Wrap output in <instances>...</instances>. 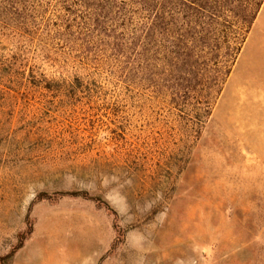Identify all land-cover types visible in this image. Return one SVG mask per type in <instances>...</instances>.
Wrapping results in <instances>:
<instances>
[{"label": "rangeland", "instance_id": "obj_1", "mask_svg": "<svg viewBox=\"0 0 264 264\" xmlns=\"http://www.w3.org/2000/svg\"><path fill=\"white\" fill-rule=\"evenodd\" d=\"M64 1L0 16V264L37 229L56 264H264V7L208 107L217 86L174 104L155 54L115 60ZM223 23L212 79L249 26Z\"/></svg>", "mask_w": 264, "mask_h": 264}, {"label": "trees", "instance_id": "obj_2", "mask_svg": "<svg viewBox=\"0 0 264 264\" xmlns=\"http://www.w3.org/2000/svg\"><path fill=\"white\" fill-rule=\"evenodd\" d=\"M32 0H0V16L14 18L28 15ZM63 9L74 18L80 32L93 37V45L113 54L115 60L123 54L137 53V62H160L164 72L162 82L153 85L167 91L177 104V97L191 91L195 81L209 87L217 86L216 95H209L207 104L223 92L242 53L253 25L260 14L264 0H257L254 18L247 14L253 0H66ZM21 12V13H20ZM235 14L249 24L245 39L237 53L227 62L225 72L215 79L210 70L219 64L215 51L223 22ZM81 21L80 25L78 21ZM131 38L130 43L127 38ZM133 39V40H132ZM105 43V44H104ZM155 54L156 59L150 58ZM146 75L148 71L146 70ZM163 78V79H162ZM152 78L149 79L150 82ZM187 86L185 87V85ZM212 88V87H211ZM176 98V99H175ZM23 247L20 246L18 251Z\"/></svg>", "mask_w": 264, "mask_h": 264}, {"label": "crops", "instance_id": "obj_3", "mask_svg": "<svg viewBox=\"0 0 264 264\" xmlns=\"http://www.w3.org/2000/svg\"><path fill=\"white\" fill-rule=\"evenodd\" d=\"M260 14H261V12H260ZM260 14L258 15V17H257L254 25L259 21L258 19L260 17ZM254 25H253V27H254ZM251 32H252V30H251ZM251 32H250V34H251ZM248 38H249V36H248ZM248 38H247V40H248ZM246 43H247V41H246ZM246 43H245V45H246ZM244 48H245V46H244ZM244 48H243V50H244ZM38 232H39V229H37L33 233L32 237L28 240V242L15 254L14 261H13L14 264L15 263L16 264L23 263L21 261L22 256H24V254L29 249H34L35 250V256L33 257V259H32V261H31L30 264H56V261H55V251L50 247V245L49 246H46V247L44 245V246H42L40 248L37 247V249H36V247H35V240H36V236H37ZM25 263H26V261H25Z\"/></svg>", "mask_w": 264, "mask_h": 264}]
</instances>
